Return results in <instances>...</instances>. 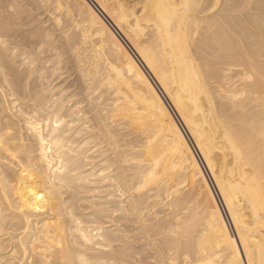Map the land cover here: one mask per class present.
Masks as SVG:
<instances>
[{
  "label": "bare ground",
  "instance_id": "6f19581e",
  "mask_svg": "<svg viewBox=\"0 0 264 264\" xmlns=\"http://www.w3.org/2000/svg\"><path fill=\"white\" fill-rule=\"evenodd\" d=\"M18 1L0 0V264H137L132 232L148 264H264V0H77L70 23L72 0Z\"/></svg>",
  "mask_w": 264,
  "mask_h": 264
},
{
  "label": "rangeland",
  "instance_id": "374dc122",
  "mask_svg": "<svg viewBox=\"0 0 264 264\" xmlns=\"http://www.w3.org/2000/svg\"><path fill=\"white\" fill-rule=\"evenodd\" d=\"M73 1V0H72ZM72 1H70V3H69V5H67V7L68 8H66L64 11H63V13L64 14H66V17H63L64 18V20H66V22H69L70 23V20L72 19L71 17H73L74 15V17L76 18V17H78L79 15H82L83 14V12L84 11H82L83 10V8H82V6L79 4V2L77 1V0H74L73 1V5H72ZM130 0H128V2H129ZM19 2V4H21V2H23L21 5L22 6H25L26 4L24 3V1L23 0H21V1H18ZM17 2V3H18ZM74 2H75V4H74ZM76 2H78L77 4H76ZM76 5H78V6H80L81 8L79 9H77V7L78 6H76ZM74 8H73V7ZM26 7H28L27 5L25 6V7H23L24 9L23 10H25V11H27L28 9L26 8ZM76 7V8H75ZM27 9V10H26ZM77 9V10H76ZM72 10H73V12H72ZM75 10V11H74ZM78 10H80V11H82L81 13L78 11ZM78 11V12H77ZM75 12V13H74ZM78 13V14H77ZM80 13V14H79ZM63 14V15H64ZM67 14H69V16H67ZM74 14V15H73ZM78 16H77V15ZM66 18V19H65ZM68 23V24H69ZM70 25V24H69ZM35 27H39V25H34V28L31 26L30 28L28 27H19L20 28V30H25L24 28H26L27 30L29 29H35ZM77 78V77H76ZM74 79L73 81H71L72 83L74 82V81H77L78 79ZM71 83V84H72ZM74 83H76V82H74ZM77 83H80V82H78L77 81ZM70 84V85H71ZM55 91H56V89H55ZM165 101V100H164ZM166 102V101H165ZM167 103V102H166ZM167 106H168V104H167ZM170 106H168V108H169ZM171 108H169V110H170ZM170 113L172 114V112H171V110H170ZM173 114H174V112H173ZM173 117H174V119H175V121H176V123L179 125V126H181L180 128L183 130V132H185L184 134H186L187 133V130L185 129V127L183 126V124H181V122H180V124L178 123V121L177 120H179L178 118H177V116L176 115H172ZM176 117V118H175ZM186 138L188 139V142H189V144H190V147H191V149H192V151L193 150H195V151H193V153L194 154H196L195 156H196V158L198 159V161H199V163H201L200 165H201V167H202V169H203V171H205L204 173H205V175H206V178L209 180V183H210V185H211V187H212V189L214 190L213 192H214V195H215V197H216V199H217V201H218V203H220L219 205H220V207H221V209H223L222 210V212L224 213V217H225V219H226V221H227V223L229 222V218L227 217V213L225 212V209L223 208V205H222V203H221V200L219 199V195L217 194V190H216V188H215V185H214V182H213V179L211 178V176H210V174L207 172V169L205 168V165L203 164V160L201 159V156H200V154H199V152L197 151V149L195 148V145L193 144V141H192V139L190 138V136H189V134L187 133L186 135ZM188 136V137H187ZM194 146V147H193ZM209 176V177H208ZM211 180V181H210ZM85 194V195H84ZM84 194H82V196H84L83 198H86V200H90V202H91V204L89 205V203H88V207H89V209H92V210H94V209H97V208H101V207H103L101 204H100V202L102 201V200H99V196L101 195V194H99V192L98 193H96V192H91V193H84ZM81 196V197H82ZM220 201V202H219ZM85 202V201H84ZM87 202H89V201H87ZM87 202H86V204L85 205H87ZM99 204L101 205L100 207H98L99 206ZM91 205H93L94 206V208H92L93 206H91ZM97 205V206H96ZM91 206V207H90ZM88 212H90V210L88 211ZM226 214V215H225ZM149 220H152L153 218H154V215L152 216H150V217H147ZM230 223H228V226H229V228L231 227V224L229 225ZM230 231L232 232V234H234L235 235V233H234V231H233V228L231 229L230 228ZM133 234H134V236H135V232H132V233H130V234H128V237L126 238V241L124 242V240L125 239H122L123 240V242H119V244H121V246L120 247H122V246H124L125 244L124 243H126V245H127V247H129V248H131V251H132V249H134V252L133 253H135V252H137V251H141V250H144V252L143 251H141V252H139V256L137 257V264H148V263H155L152 259H151V253L152 252H150V248L149 247H147L146 246V242H144V241H141L142 243H140V240H134V241H132V242H130L132 239V237H134L133 236ZM130 237V238H129ZM136 237V236H135ZM128 239H130V240H128ZM134 239V238H133ZM124 245H123V244ZM119 244H117V245H119ZM116 245V243L114 244V246H117ZM125 245V246H126ZM146 249V250H145ZM147 251V252H146ZM150 254V255H149ZM103 257H105V256H103ZM104 259H110V257H105Z\"/></svg>",
  "mask_w": 264,
  "mask_h": 264
}]
</instances>
